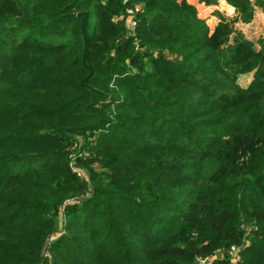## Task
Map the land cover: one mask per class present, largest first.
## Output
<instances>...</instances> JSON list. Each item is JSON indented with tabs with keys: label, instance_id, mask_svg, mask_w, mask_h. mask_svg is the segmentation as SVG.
Wrapping results in <instances>:
<instances>
[{
	"label": "trees",
	"instance_id": "trees-1",
	"mask_svg": "<svg viewBox=\"0 0 264 264\" xmlns=\"http://www.w3.org/2000/svg\"><path fill=\"white\" fill-rule=\"evenodd\" d=\"M225 1L0 0V264H264V0Z\"/></svg>",
	"mask_w": 264,
	"mask_h": 264
},
{
	"label": "rangeland",
	"instance_id": "rangeland-1",
	"mask_svg": "<svg viewBox=\"0 0 264 264\" xmlns=\"http://www.w3.org/2000/svg\"><path fill=\"white\" fill-rule=\"evenodd\" d=\"M192 1H193L192 4L195 5L197 8L198 15L206 19V22L212 28L215 25V23L219 21L220 16L216 17L218 20H216L215 18L214 19L211 18L210 10H208V8L205 9L204 7V5H206L205 3H203L201 0H192ZM220 12H222L221 16H226L229 18L235 17L237 14L236 11L229 10L228 8L226 9L220 8ZM235 28L238 31H240L242 34H244L247 38L256 42V40L260 36L264 35V16L262 15L261 10H258L257 14L255 15V17H253V19L250 22L243 23L238 20L235 23ZM255 45L257 47L256 43ZM251 78H252V72L244 73V74L239 75L237 82L240 86L247 87V85L251 81ZM220 257H221V254L219 253L214 254L205 263L214 264L215 262L213 260L219 259ZM227 264H237V258L234 256V254H231L229 258V262Z\"/></svg>",
	"mask_w": 264,
	"mask_h": 264
},
{
	"label": "built area",
	"instance_id": "built-area-1",
	"mask_svg": "<svg viewBox=\"0 0 264 264\" xmlns=\"http://www.w3.org/2000/svg\"><path fill=\"white\" fill-rule=\"evenodd\" d=\"M122 2L127 3L128 0H122ZM139 8H140V4H131L125 8V20H126L127 29H128L129 34H132V35L135 34V29H136L137 21H138L137 14L139 12ZM135 48H137V45ZM77 174L80 177H83V174L81 171L78 170ZM235 251H236V248L234 246H231L229 249V252L231 254H234ZM206 261L207 260H201V262H206Z\"/></svg>",
	"mask_w": 264,
	"mask_h": 264
},
{
	"label": "crops",
	"instance_id": "crops-1",
	"mask_svg": "<svg viewBox=\"0 0 264 264\" xmlns=\"http://www.w3.org/2000/svg\"><path fill=\"white\" fill-rule=\"evenodd\" d=\"M187 1L193 3L192 0H187ZM198 3H200V2H198ZM204 7H205V9L208 8V10H210V12H211V13H210V14H211V18H213V19L215 18L216 20H218L216 17H219V16L222 15V12H220V8H221V9H226V8H228L229 10H233V11H235V9H234L233 7H232L233 9H231L230 5L227 4L225 0H219L217 4L204 5ZM258 10H260V9H256V11H255V13H254V17H255V15L257 14ZM261 12H262V11H261ZM262 15L264 16L263 12H262ZM216 23H217V22H216ZM216 23H215V24H216Z\"/></svg>",
	"mask_w": 264,
	"mask_h": 264
},
{
	"label": "water",
	"instance_id": "water-1",
	"mask_svg": "<svg viewBox=\"0 0 264 264\" xmlns=\"http://www.w3.org/2000/svg\"><path fill=\"white\" fill-rule=\"evenodd\" d=\"M77 16L81 18V36L83 41V60H85L86 53L88 51V33L86 30L87 27V13L85 11H79ZM198 263V262H196Z\"/></svg>",
	"mask_w": 264,
	"mask_h": 264
}]
</instances>
